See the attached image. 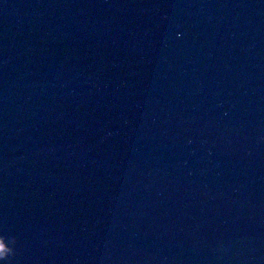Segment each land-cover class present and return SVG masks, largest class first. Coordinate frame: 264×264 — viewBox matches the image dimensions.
Returning <instances> with one entry per match:
<instances>
[{
    "label": "water",
    "instance_id": "95a60500",
    "mask_svg": "<svg viewBox=\"0 0 264 264\" xmlns=\"http://www.w3.org/2000/svg\"><path fill=\"white\" fill-rule=\"evenodd\" d=\"M0 243L264 264V0H0Z\"/></svg>",
    "mask_w": 264,
    "mask_h": 264
},
{
    "label": "clouds",
    "instance_id": "9594fccd",
    "mask_svg": "<svg viewBox=\"0 0 264 264\" xmlns=\"http://www.w3.org/2000/svg\"><path fill=\"white\" fill-rule=\"evenodd\" d=\"M15 241V238H13ZM10 250L7 249L3 243H0V259H6L8 257V252Z\"/></svg>",
    "mask_w": 264,
    "mask_h": 264
}]
</instances>
